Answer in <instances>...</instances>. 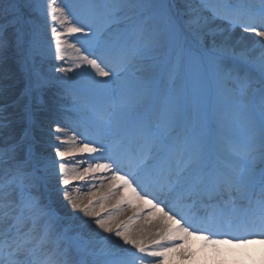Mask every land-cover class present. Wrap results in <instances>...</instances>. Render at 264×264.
<instances>
[{"label": "snow or ice", "instance_id": "obj_1", "mask_svg": "<svg viewBox=\"0 0 264 264\" xmlns=\"http://www.w3.org/2000/svg\"><path fill=\"white\" fill-rule=\"evenodd\" d=\"M79 2L70 20L57 0H0V68L28 101L16 116L0 104V264H194L189 237L217 254L264 244V0ZM69 34L80 62L53 64ZM57 193L80 215L59 214Z\"/></svg>", "mask_w": 264, "mask_h": 264}, {"label": "bare ground", "instance_id": "obj_2", "mask_svg": "<svg viewBox=\"0 0 264 264\" xmlns=\"http://www.w3.org/2000/svg\"><path fill=\"white\" fill-rule=\"evenodd\" d=\"M253 36H254V42H251L249 40L250 38L248 36V33L243 32V30H239L236 31L232 40L238 46L251 47L259 51L260 48L259 41L261 40V38L256 37L255 35ZM5 73H7V75H5ZM21 95L22 94H21V86L19 84V74L15 72L13 65L9 64L0 68V104L9 105L10 106L9 111L13 113L14 116L18 114H16V110L12 106V103L21 102L22 99ZM36 114L39 119L45 120L46 122V116H47L46 113H41L40 111H38ZM74 146L75 143H71V142L69 143V148H72ZM74 155L75 157L87 156V154L85 153H76ZM75 182L77 184L82 183L78 181ZM73 193L79 199L87 203L89 197L87 196L83 188H81L80 192H76L75 189H73ZM124 195L126 196V198L134 200L133 195L129 194L128 191H126ZM93 203H95L94 199H93ZM53 204L55 205V208L58 211V213L61 215H75V214L80 215L79 213L70 212V210L66 207V201H63L61 197L57 198L53 202ZM134 206L138 207L139 202L134 201ZM105 208H107V211H113L111 205H107L105 207H98L97 211L100 212L101 215H106ZM144 208H145V212H147L149 206L145 205ZM131 216H132V211L130 209L126 210L123 213L117 215L116 219L112 221V224L114 227L122 226L123 223L126 222ZM83 219L88 220L89 218L84 217ZM158 219H159V213H157L155 216L146 217L145 220H151L152 223H146L145 221H137L132 225L131 231L135 232L140 228L151 229L152 225L155 224L158 221ZM173 227H175V225H173ZM197 241L198 240H196L195 236H193V237H189L187 243V248L195 255L194 264H221V262H218L219 254H224V252H226L227 254L223 259V262L225 261V263L227 264H241L242 263L241 261H243L242 257H244V254H243V249L241 248H233V247L226 248L225 251H222L219 254H217L213 252L210 247L207 248L204 247L205 245L204 243ZM125 247H130V246H125ZM133 251L135 250L133 249ZM147 259H151V258H147ZM262 260H264V254H260V252L257 253L254 252L252 257L250 258L249 264H262ZM167 264H181V261H179V259L176 257V254H172Z\"/></svg>", "mask_w": 264, "mask_h": 264}, {"label": "rangeland", "instance_id": "obj_3", "mask_svg": "<svg viewBox=\"0 0 264 264\" xmlns=\"http://www.w3.org/2000/svg\"><path fill=\"white\" fill-rule=\"evenodd\" d=\"M47 3H50V0H47ZM57 5L59 7L65 8L66 12L69 13V19L70 20L78 19L80 16H82L84 14L83 9L80 7L79 0H57ZM46 6H47V4H45V7ZM57 15H59V14L57 13ZM40 23H41V26L43 28L46 40H51V31L50 30H51L52 26L60 27L58 22L55 25H53V22L51 21V19L46 17V14H44V13L41 14ZM68 26H69L68 24H65V26H64L65 29ZM236 29H239V28H235L232 30V38L235 35L236 31H239ZM77 35L78 34H69L66 37H62V40L65 41L62 44V51H61V55L63 56V59L52 61L53 64L62 65V66H66V67L67 66H73L74 67L77 63L80 62L81 52L78 51L80 45H79V42L77 41ZM253 35H254L253 33L248 34V36L250 38L249 40L251 42H254V36ZM48 70L51 71V67H49ZM56 75L63 76L64 74L63 73H56ZM68 75H74V73H69ZM19 84L21 86V94H22L23 88H24V82L20 76H19ZM21 97H22V95H21ZM27 102L28 101L23 99V97H22L21 102L12 103V106L16 110V114H19L22 111L23 105ZM41 113H45V112H41ZM208 131L210 133L212 131V124L211 123L209 124ZM72 135H73V132L70 131L69 137H68L70 140L72 138ZM76 139L79 140L80 138L77 137ZM64 147L69 148V143L67 145H64ZM85 154L89 155L88 153H85ZM64 159L65 160H71L73 158H72V156H66ZM78 168H79V165L77 164L76 169H78ZM71 170H72V167L70 166V171ZM72 184L77 185V183L75 181H73ZM52 186H53V188H55V186H56L54 179L52 180ZM127 191L129 192V194L133 195V197H134V194L131 192V190H127ZM59 197H60V195H59V193H57L53 202ZM53 206L55 207L54 204H53ZM75 215H77V214H75ZM201 263H202V261H201Z\"/></svg>", "mask_w": 264, "mask_h": 264}]
</instances>
